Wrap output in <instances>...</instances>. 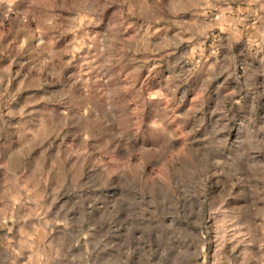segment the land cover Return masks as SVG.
I'll return each mask as SVG.
<instances>
[{
	"label": "rangeland",
	"instance_id": "rangeland-1",
	"mask_svg": "<svg viewBox=\"0 0 264 264\" xmlns=\"http://www.w3.org/2000/svg\"><path fill=\"white\" fill-rule=\"evenodd\" d=\"M0 264H264V0H0Z\"/></svg>",
	"mask_w": 264,
	"mask_h": 264
}]
</instances>
